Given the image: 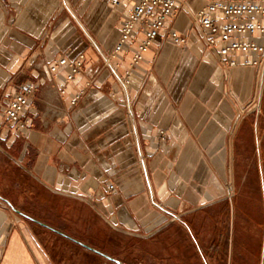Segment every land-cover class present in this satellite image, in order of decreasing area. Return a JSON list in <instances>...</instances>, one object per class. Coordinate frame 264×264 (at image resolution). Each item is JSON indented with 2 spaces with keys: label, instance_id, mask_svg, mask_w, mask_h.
I'll return each instance as SVG.
<instances>
[{
  "label": "crops",
  "instance_id": "1",
  "mask_svg": "<svg viewBox=\"0 0 264 264\" xmlns=\"http://www.w3.org/2000/svg\"><path fill=\"white\" fill-rule=\"evenodd\" d=\"M174 2L135 63L109 0H0V264H264V74L207 46L208 0ZM31 83L17 130L3 107Z\"/></svg>",
  "mask_w": 264,
  "mask_h": 264
},
{
  "label": "built area",
  "instance_id": "2",
  "mask_svg": "<svg viewBox=\"0 0 264 264\" xmlns=\"http://www.w3.org/2000/svg\"><path fill=\"white\" fill-rule=\"evenodd\" d=\"M109 3L126 12L111 56L114 57L131 35L139 31L142 32L141 39L132 57L135 63L171 21L176 10L174 0H109ZM193 16V22L203 30L205 43L217 50L222 65L234 67L240 64L254 68L258 76L264 74V0H208ZM168 35L175 42L185 41L177 31L172 30ZM81 59L80 54L73 60L67 81L74 80L79 73ZM63 62L64 58L59 59L50 69L55 70ZM126 75L130 77L129 73ZM35 90V84L31 83L11 96L3 107L2 121L17 130L26 127L27 103L35 95Z\"/></svg>",
  "mask_w": 264,
  "mask_h": 264
},
{
  "label": "rangeland",
  "instance_id": "3",
  "mask_svg": "<svg viewBox=\"0 0 264 264\" xmlns=\"http://www.w3.org/2000/svg\"><path fill=\"white\" fill-rule=\"evenodd\" d=\"M235 192H236V190L231 193L232 194L231 196H234ZM118 241L120 242V246L121 247L123 246L124 249L127 252L131 253V250L132 251L134 250L133 246H128V247L126 246L127 244H129V245L132 244V242L128 243L125 238L118 237ZM200 244L202 245V243H200ZM171 245H173V244H171ZM150 248H153L154 250H157L155 256H156V258H159V255H160L159 254V248H160V246L159 245H155V246L151 245V247H150V246L147 245V249L149 250ZM166 255L167 256L162 258V260H151L150 262L149 261H143V260H137V262H134V264H193V262L196 261V260L193 261L190 258H181V257L180 258H175V255L170 252V249L168 250V253ZM130 257H131V255H130ZM200 262H201L200 264H207V263H205L203 258L200 259Z\"/></svg>",
  "mask_w": 264,
  "mask_h": 264
}]
</instances>
